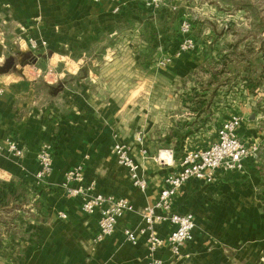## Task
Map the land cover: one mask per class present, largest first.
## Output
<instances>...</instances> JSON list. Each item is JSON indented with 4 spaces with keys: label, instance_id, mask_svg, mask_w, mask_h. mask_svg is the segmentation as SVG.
<instances>
[{
    "label": "crops",
    "instance_id": "1",
    "mask_svg": "<svg viewBox=\"0 0 264 264\" xmlns=\"http://www.w3.org/2000/svg\"><path fill=\"white\" fill-rule=\"evenodd\" d=\"M189 1L205 4L166 0L159 11H149L134 0H0L8 5L0 8V143L11 138L24 148L20 159L0 155V182L12 181L16 188V196L0 202V264L148 263L145 237L133 244L124 234L139 224L137 212L126 213L111 235L97 241L100 213L81 210L82 195L68 193L65 175L80 166L82 181H70L69 188L92 185L91 193L124 197L138 211L154 203L166 175L180 169L179 156L170 163L157 160L154 132L162 127L171 142L183 136L173 122L193 118L185 116L189 104L182 102V89L174 91L202 60L196 50L164 67L147 69L142 61L172 53L178 41L173 29ZM147 17L158 28L153 54L141 37ZM29 37L46 41V47L31 50ZM32 68L51 70L49 79L32 74ZM80 69L84 74L78 76ZM116 139L129 146L145 189L134 186L116 162ZM45 142L53 147V170L38 182L36 153ZM244 164L243 173L219 169L210 184L190 180L178 189L172 207L193 214V238L177 259L167 244L154 258L162 264H227L239 259L229 248L233 243L264 248V180L251 159ZM240 226L245 232L229 243L227 230ZM172 228L163 221L154 231L165 239Z\"/></svg>",
    "mask_w": 264,
    "mask_h": 264
},
{
    "label": "built area",
    "instance_id": "2",
    "mask_svg": "<svg viewBox=\"0 0 264 264\" xmlns=\"http://www.w3.org/2000/svg\"><path fill=\"white\" fill-rule=\"evenodd\" d=\"M99 2L100 0H92ZM115 1V0H109ZM138 5L149 11H159L166 0H134ZM1 7H8L7 4H1ZM114 11H118L115 7ZM18 37V41L21 39ZM181 39H178L170 54L154 55L151 61L157 67L168 65L174 57L184 52L196 51L199 46L192 35L191 24L184 21L181 24ZM27 45L31 50H38L40 47H46V41L37 40L29 37ZM37 77L47 79L51 70L42 72L41 70L32 68ZM4 92L3 86L0 85V95ZM241 118L238 115H231L224 119L215 130V139L207 142V144H196L185 148L179 155V167L176 172L169 173L164 178V187L160 190L156 201L150 205H146L136 211L134 206L124 197H115L111 194L91 193L92 185L84 187L79 185L76 188H69L70 181L81 182V167L77 166L68 171L65 175L64 187L71 195H82L83 202L81 210L86 214H92L99 211L100 217L98 222V233L96 240L100 241L104 237L111 235L116 225L126 213L137 212L140 222L136 227H128L124 229L126 240L136 244L139 235L145 237L150 260L147 264H162L160 259L154 258L156 251L167 244L171 255L174 258L180 256L182 245L193 238V230L195 228L194 216L191 212L179 213L173 210V198L185 183L190 180H196L204 184H210L214 181V173L216 170L232 171L243 173L245 167V159L250 158L256 151L257 145L248 146L238 135V127ZM170 158L173 157V151L164 150ZM6 153L11 159H20L24 155V148L18 142L11 138H6L0 143V155ZM111 153L114 155L116 162L124 167L134 186L143 190L146 187L145 180L139 174V165L135 162L130 154V148L127 144L114 140L111 146ZM53 147L51 143H42L36 153L38 170L35 178L38 182L47 179L53 170L52 163ZM157 160L160 163H167L166 159L161 157L159 153ZM65 217L64 214H61ZM163 221H169L173 228L165 239L159 237L154 226Z\"/></svg>",
    "mask_w": 264,
    "mask_h": 264
},
{
    "label": "rangeland",
    "instance_id": "3",
    "mask_svg": "<svg viewBox=\"0 0 264 264\" xmlns=\"http://www.w3.org/2000/svg\"><path fill=\"white\" fill-rule=\"evenodd\" d=\"M251 1L254 6L261 8L262 12H264V0ZM203 2L205 4L201 6L196 1L192 3L189 1L190 7L183 8V12H181L180 18L177 20L178 24L173 29V37L181 39V24L184 21L191 24L192 35L195 37L199 46L196 56H199L202 60L201 64L196 68L197 70L191 74L192 78L190 76L187 77L184 84L176 87L174 92L178 94V89H182L180 91L181 94H179L181 95V99L190 95L191 101L196 100L195 93L206 96L212 93L213 101L208 106V112L201 114L200 117L204 125L200 128L198 127V129H195L196 124H193L195 126L190 125L191 122L196 121L197 117L189 109L192 104L187 105L185 116H190L193 119L182 122L176 120L173 122V129L179 132V129H181L184 131V134L172 142L169 141V136L167 140L166 136L162 134V127H156L153 140L157 142L159 149L155 157H158L160 152L170 149L173 151V158L176 159L187 147L196 144H207V142L215 139V130L224 119L231 115H238L241 118V125L239 127L241 139L248 146L255 144L258 147L257 151L249 158L253 163L252 168L254 165H264V86H260L251 93L245 86V81L242 78L245 75L244 69L246 65L256 67V64L248 61L247 64L242 65L237 62L235 64L233 63V66L228 67L222 63H215L213 62L214 59L209 58L215 57L217 51L226 49L227 44L234 43L237 40L240 41V39L243 41L240 42L238 51L246 49L245 44L251 41L256 51L259 48L260 41L264 40V32L256 33L252 30L250 31L248 28L249 22L243 17L244 12L242 10L230 16L226 9L232 8L226 5L225 0H220L219 5L221 6L217 8L207 0ZM230 22H233L232 26H230ZM253 36L255 37L252 38ZM209 47L210 51L205 52L209 53L206 56L203 51L205 49L208 51ZM142 62L147 66V69L152 65L157 67L152 61H147L145 58ZM29 69L26 67V71ZM213 92H215V95H213ZM191 101L189 102L191 103ZM142 105H145V103ZM174 135L176 136V134ZM163 139L164 142H162ZM161 156L163 157L165 154L161 153ZM244 232L245 230H242L241 226L239 229L227 230V233H231L230 235L228 234L229 243H237V236H241ZM249 245V247H246L245 244L242 246L241 244L237 245L234 243L230 245L229 248L235 250L236 256L240 260L237 258L229 260L227 264H264V248L254 245V242H250ZM238 260L239 262H246L237 263Z\"/></svg>",
    "mask_w": 264,
    "mask_h": 264
},
{
    "label": "trees",
    "instance_id": "4",
    "mask_svg": "<svg viewBox=\"0 0 264 264\" xmlns=\"http://www.w3.org/2000/svg\"><path fill=\"white\" fill-rule=\"evenodd\" d=\"M207 1L210 2L212 5H214L216 8L221 6L219 5L220 0H207ZM225 1H226V5L232 8V9H226V11L229 12L228 14L230 16L242 10L244 12L243 17L247 19L249 22L248 28L250 29V31L252 30L256 33L264 32V12H262L261 8L254 6L251 0H238V1L225 0ZM229 24L230 26H232L233 22H230ZM141 37L144 41L147 42L148 53L153 54L157 50L160 44L158 28L155 24V20L153 17H147L143 19ZM254 37L255 36H253L252 38ZM242 41L243 40L240 39V41L237 40L234 43L227 44L226 49L222 51L221 50L217 51L215 57H209V58H211L212 60L214 59L213 62L215 63L217 62L222 63L223 65H226L228 67L233 66L232 64L233 63L235 64L237 62L242 65L247 64L248 61L255 63L256 67L246 65L244 69L245 75L242 76L243 81H245L246 84L245 86L248 88V90L251 93H253L260 86H264V40L260 41L259 48L256 51L253 47L252 41L247 42L245 44V46L247 47L246 49L238 51V47L240 45V42ZM164 44L167 45L169 43H166V41H164ZM209 51H210V47L208 51L207 49H205L203 52L207 56L209 53H205V52H209ZM83 74L84 71L80 69L77 75L81 76ZM213 95H215V92H213ZM194 96L197 97L195 101H191V97L190 95H188L187 97L186 96L183 97L182 102L184 104H190V105L192 104L190 107L189 106L188 107L190 111L196 115L197 118L196 121L191 122L190 125L196 124L195 129H198V127L200 128L204 125V122L200 116L202 113L208 112V106L212 104L213 98H212V93L209 96L203 94L197 95V93H195ZM189 101H191V103ZM252 169L255 175L261 177L264 180V165H254ZM7 195H9V197L16 196V188L14 187L12 181L0 182V202L2 201V199H5ZM260 198L264 200V189L261 190Z\"/></svg>",
    "mask_w": 264,
    "mask_h": 264
},
{
    "label": "bare ground",
    "instance_id": "5",
    "mask_svg": "<svg viewBox=\"0 0 264 264\" xmlns=\"http://www.w3.org/2000/svg\"><path fill=\"white\" fill-rule=\"evenodd\" d=\"M164 154H165V156H161L162 158H164V159H166V162H171L172 161V159L170 158V156L168 155V153H166L165 151L163 152Z\"/></svg>",
    "mask_w": 264,
    "mask_h": 264
},
{
    "label": "water",
    "instance_id": "6",
    "mask_svg": "<svg viewBox=\"0 0 264 264\" xmlns=\"http://www.w3.org/2000/svg\"><path fill=\"white\" fill-rule=\"evenodd\" d=\"M12 63H13L12 61L10 63H8L7 67L5 69L7 70Z\"/></svg>",
    "mask_w": 264,
    "mask_h": 264
}]
</instances>
